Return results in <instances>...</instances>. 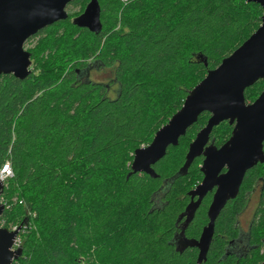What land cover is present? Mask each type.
Wrapping results in <instances>:
<instances>
[{
    "label": "trees",
    "instance_id": "1",
    "mask_svg": "<svg viewBox=\"0 0 264 264\" xmlns=\"http://www.w3.org/2000/svg\"><path fill=\"white\" fill-rule=\"evenodd\" d=\"M91 0H73L84 12ZM98 34L72 16L40 31L30 49L32 73L0 80V167L3 227L21 232L22 257L13 264H198L195 246L208 225L209 194L194 211L189 193L203 180L204 158L182 168L191 143L207 125L203 113L153 169L132 173L135 152L182 108L189 92L236 51L262 23L264 11L246 0H99ZM44 35V36H42ZM110 69L107 83L86 77ZM264 79L246 89L253 103ZM228 121L209 144L231 137ZM262 181L247 234L235 249L239 214ZM183 239L188 245L179 247ZM82 260H85L84 262ZM264 262V164L251 169L237 198L215 225L202 264Z\"/></svg>",
    "mask_w": 264,
    "mask_h": 264
},
{
    "label": "water",
    "instance_id": "2",
    "mask_svg": "<svg viewBox=\"0 0 264 264\" xmlns=\"http://www.w3.org/2000/svg\"><path fill=\"white\" fill-rule=\"evenodd\" d=\"M73 0H0V80L12 75L24 81L32 73L31 53L25 43L40 31L65 21L67 7ZM257 3L264 11V0ZM78 28L98 34L102 30L101 5L91 0L84 12L73 19ZM264 79V14L258 30L221 65L188 94L182 108L161 127L152 143L138 149L131 165L132 173H145L156 178L153 169L166 155L170 146H177L187 130L199 117L211 114L207 125L191 143L182 168L186 174L198 157H204L202 182L189 195L196 211L208 193L216 189L208 210V225L196 242L199 250L197 263L207 261L214 238L215 225L222 210L235 199L249 170L264 164V90L253 102L245 99V91ZM234 125L230 139L220 148L209 144L213 129L222 122ZM226 170L224 173L223 171ZM3 185L0 184V218L5 206L1 203ZM197 201L194 202V199ZM22 227L10 231L0 224V264H13L22 257L21 248L13 250ZM264 264V262L262 263Z\"/></svg>",
    "mask_w": 264,
    "mask_h": 264
},
{
    "label": "rangeland",
    "instance_id": "3",
    "mask_svg": "<svg viewBox=\"0 0 264 264\" xmlns=\"http://www.w3.org/2000/svg\"><path fill=\"white\" fill-rule=\"evenodd\" d=\"M80 11H81V8L79 6H71V7H68L67 8V13H68V15L70 14L72 16L71 17L72 19L75 18V16ZM42 36H44V35H42ZM38 40H39V37L38 38H35V39H31V40L29 39L25 43L24 49L29 52L30 49H33L36 46ZM31 70H33V65L31 66ZM112 78H113V72L110 69L102 70V71L97 72V73H93L90 76V79L92 81H94V82H101V83H107ZM257 203H258V192H256L253 195H251L248 208H247L246 212L240 217L241 226H242V228L245 231H247V229L249 227V224H250V222L252 220V214L255 211L256 207H257ZM23 231H24V229L22 228L21 231H20V233H19V236H20V248H21V244H22L21 232H23ZM82 261L84 262L85 260H82Z\"/></svg>",
    "mask_w": 264,
    "mask_h": 264
},
{
    "label": "flooded vegetation",
    "instance_id": "4",
    "mask_svg": "<svg viewBox=\"0 0 264 264\" xmlns=\"http://www.w3.org/2000/svg\"><path fill=\"white\" fill-rule=\"evenodd\" d=\"M68 7H71V6H68ZM67 7V8H68ZM74 19V18H73ZM101 70H99V69H97L96 67H90L89 68V71L87 72V74H86V77L87 78H90V76L93 74V73H97V72H100ZM261 95V94H260ZM234 126V125H233ZM204 158V157H203ZM259 165V164H258ZM257 165V166H258ZM256 166V167H257ZM255 168V167H254ZM253 169V168H252ZM226 170H224L223 171V173L225 172ZM250 171V170H249ZM248 171V172H249ZM247 172V173H248ZM246 177V176H245ZM245 179V178H244ZM202 182V181H201ZM200 182V183H201ZM244 182V181H243ZM199 183V184H200ZM198 184V185H199ZM262 181L261 180H258V183H257V185L255 186V188H254V190L253 191H251L250 193H249V197H248V203H247V206H246V208L239 214V216H238V221H237V226H238V229H239V237H238V240H237V244H236V247H235V249L236 250H238L239 252H246L248 249H249V244H248V241H247V234H248V232H249V229H250V225H251V223H252V221L254 220V218H255V214H256V212H257V208H258V206H259V204H260V200H261V194H262ZM197 185V186H198ZM242 185H243V183H242ZM242 185H241V187H242ZM196 186V187H197ZM195 187V188H196ZM194 188V189H195ZM240 190H241V188H240ZM215 192H216V189H214L212 192H210V193H208L207 194V196L209 195V194H211L212 195V197L214 196V194H215ZM256 192H258V203H257V207H256V209H255V211L253 212V214H252V220H251V222H250V224H249V227H248V229H247V231H245L243 228H242V226H241V223H240V217L246 212V210H247V208H248V205H249V202H250V197H251V195H253L254 193H256ZM239 193H240V191H239ZM239 195V194H238ZM206 196V197H207ZM205 197V198H206ZM204 198V199H205ZM237 198V197H236ZM235 198V199H236ZM235 199H233V200H235ZM233 200H230V201H233ZM192 201V200H191ZM195 201H197V198H195L194 199V202ZM212 201H213V198H212ZM229 201V202H230ZM203 202V201H202ZM212 203V202H211ZM202 204V203H201ZM211 205V204H210ZM210 207V206H209ZM209 210V209H208ZM200 239V238H199ZM186 245H188L183 239H180L179 240V247L180 248H183V247H185ZM198 254H199V250H198ZM263 263V262H262ZM261 263V264H262Z\"/></svg>",
    "mask_w": 264,
    "mask_h": 264
},
{
    "label": "built area",
    "instance_id": "5",
    "mask_svg": "<svg viewBox=\"0 0 264 264\" xmlns=\"http://www.w3.org/2000/svg\"><path fill=\"white\" fill-rule=\"evenodd\" d=\"M124 1H128V0H124ZM13 176H14V174H13V171L11 169L9 162L3 164L0 167V184L1 185L4 186L10 179L13 178ZM1 203L4 204V206H5V203L3 201L2 196H1ZM0 224H1V227H3V223H0ZM17 229L18 228H16V227H12L10 229V231H15ZM19 248H20V236L18 235V237L15 240L13 250H17Z\"/></svg>",
    "mask_w": 264,
    "mask_h": 264
}]
</instances>
